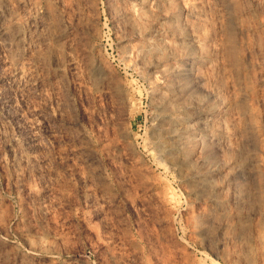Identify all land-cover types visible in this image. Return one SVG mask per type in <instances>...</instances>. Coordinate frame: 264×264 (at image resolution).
Returning a JSON list of instances; mask_svg holds the SVG:
<instances>
[{
    "label": "rangeland",
    "instance_id": "374dc122",
    "mask_svg": "<svg viewBox=\"0 0 264 264\" xmlns=\"http://www.w3.org/2000/svg\"><path fill=\"white\" fill-rule=\"evenodd\" d=\"M10 4L0 264H264V0Z\"/></svg>",
    "mask_w": 264,
    "mask_h": 264
},
{
    "label": "bare ground",
    "instance_id": "6f19581e",
    "mask_svg": "<svg viewBox=\"0 0 264 264\" xmlns=\"http://www.w3.org/2000/svg\"><path fill=\"white\" fill-rule=\"evenodd\" d=\"M2 2L3 5L0 7V19L7 18L5 19L7 20V23L3 27L0 26V41L7 53L4 62L9 69V78L13 79V81H15V83L19 86H24L29 80H31L32 76L34 77L33 69L35 65L33 67L32 61L35 60V57L42 54L41 51L44 45V40L41 32H38L35 29L34 31H29L31 29H29L28 32L23 31V25L19 22L22 18H19L14 10H12V4H10L11 0H2ZM27 15L29 16L28 18L31 17V14L29 15L27 13ZM26 16L24 17L26 18ZM0 22L1 25L4 21L2 22V20H0ZM43 26H45V24ZM5 51L3 52L5 53ZM27 121L29 122L30 127L36 128L37 123L35 124L31 119H28ZM251 161L258 166L259 160L257 157L254 155L251 156ZM258 172V169H255L254 173L256 174ZM238 192L240 193L241 190ZM236 195L239 196V194Z\"/></svg>",
    "mask_w": 264,
    "mask_h": 264
}]
</instances>
